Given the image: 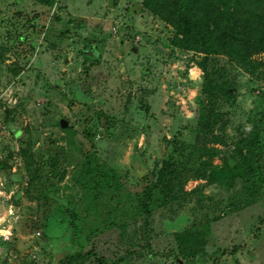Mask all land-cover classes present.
Returning <instances> with one entry per match:
<instances>
[{
	"label": "rangeland",
	"instance_id": "rangeland-1",
	"mask_svg": "<svg viewBox=\"0 0 264 264\" xmlns=\"http://www.w3.org/2000/svg\"><path fill=\"white\" fill-rule=\"evenodd\" d=\"M141 3L0 0V229L12 231L0 264H57L91 250L121 264H264V186L191 177L204 161L222 168L240 147L264 143V64L249 71L211 57L236 97H220V123L201 135L203 55L172 46L174 30ZM174 136L188 174L145 223L136 200ZM204 147L214 156L199 159ZM256 166L264 175V150ZM193 223H208V235L182 259L177 234Z\"/></svg>",
	"mask_w": 264,
	"mask_h": 264
},
{
	"label": "trees",
	"instance_id": "trees-1",
	"mask_svg": "<svg viewBox=\"0 0 264 264\" xmlns=\"http://www.w3.org/2000/svg\"><path fill=\"white\" fill-rule=\"evenodd\" d=\"M34 1L50 9L58 4V0ZM140 7L174 30L172 46L203 55L199 68L203 73L201 94L206 102L203 105V100H199L203 107L194 129L201 135L213 134L221 120L219 100L226 98L233 101L236 95L234 86L229 83L225 75L216 76L215 70H210L211 57L224 54L249 71L263 66L261 60L254 59L258 55H264V9L261 0H142ZM9 129L15 137L19 134L11 127ZM170 143L172 151L162 163L155 182L144 186L136 200L138 213L146 216L145 223L149 222L148 217L153 206H160L162 203L165 205L171 199L167 198L170 195L176 197L171 190L173 183L180 179L182 174H188L186 168L180 164L178 166L175 161L179 145L177 136H174ZM243 147L237 152L240 156L239 160L234 159L232 163L225 162L222 168L204 161L191 177L204 178L210 183L220 185L231 183L235 179L250 180L251 178L264 186V175L256 166L258 152L264 150V143L255 141ZM214 154L213 149L204 147L199 159L202 155L214 156ZM47 165L54 169L50 162ZM1 170L0 168V172ZM185 176L188 178L187 175ZM63 177L64 175L61 174L59 179ZM246 190L249 194L253 193L250 186H246ZM208 230V223H193L183 232L178 233L177 238L180 240L178 255L182 259L196 257L199 252L194 249H201L204 246ZM91 259L97 264H121L124 261L122 258L108 262L91 250L82 254L64 256L57 261V264H85ZM175 260L178 261V257L175 256Z\"/></svg>",
	"mask_w": 264,
	"mask_h": 264
},
{
	"label": "crops",
	"instance_id": "crops-1",
	"mask_svg": "<svg viewBox=\"0 0 264 264\" xmlns=\"http://www.w3.org/2000/svg\"><path fill=\"white\" fill-rule=\"evenodd\" d=\"M4 231H6V229H0V233H4ZM11 233H12V231H11ZM6 243L7 242H3V241H1V239H0V259H2V257H4L6 254H3L2 252H3V249H4V246H6ZM13 250H15V247H12L11 249H10V252H12Z\"/></svg>",
	"mask_w": 264,
	"mask_h": 264
},
{
	"label": "built area",
	"instance_id": "built-area-1",
	"mask_svg": "<svg viewBox=\"0 0 264 264\" xmlns=\"http://www.w3.org/2000/svg\"><path fill=\"white\" fill-rule=\"evenodd\" d=\"M11 230L7 229L4 234H0V238L4 241L7 242L10 240L11 238Z\"/></svg>",
	"mask_w": 264,
	"mask_h": 264
}]
</instances>
